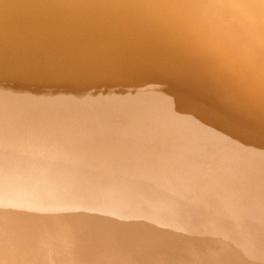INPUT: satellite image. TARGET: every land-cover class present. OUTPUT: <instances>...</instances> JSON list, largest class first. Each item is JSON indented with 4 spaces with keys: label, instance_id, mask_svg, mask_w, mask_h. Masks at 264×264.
Listing matches in <instances>:
<instances>
[{
    "label": "rangeland",
    "instance_id": "obj_1",
    "mask_svg": "<svg viewBox=\"0 0 264 264\" xmlns=\"http://www.w3.org/2000/svg\"><path fill=\"white\" fill-rule=\"evenodd\" d=\"M258 91L252 105L243 107L261 111L263 122L264 89ZM147 97L127 98L117 112L157 100ZM238 109V135L222 133L233 127L228 121L210 127L204 116L194 122L192 137L198 140L189 141L160 121L166 114L149 117L146 111L126 119H141L135 128L99 116L100 125L0 145V264H82L83 257V264H211L216 257L228 264H264V143L256 132L244 135L249 114ZM247 147L253 150L245 152ZM49 150L57 156H47ZM48 174L56 175L57 186ZM252 181L260 193L249 191ZM93 198L99 202L94 208ZM84 237L93 247L85 256L74 248Z\"/></svg>",
    "mask_w": 264,
    "mask_h": 264
},
{
    "label": "bare ground",
    "instance_id": "obj_2",
    "mask_svg": "<svg viewBox=\"0 0 264 264\" xmlns=\"http://www.w3.org/2000/svg\"><path fill=\"white\" fill-rule=\"evenodd\" d=\"M263 51L264 0H0V145L96 125L99 116L98 121L135 128L141 119L127 121L146 111L149 117L166 114L163 124L198 140L192 137L197 118L205 116L210 127L226 121L233 126L240 121L238 107L249 114L247 134L241 132L249 137L256 132L263 144L261 111L243 107L264 89V56L257 57ZM166 92L173 97L166 99ZM141 96L157 100L117 112L120 102ZM93 109L101 110L93 117ZM90 111L93 119L86 116ZM239 126L222 133L238 135L233 128ZM46 155L57 156L51 150ZM47 177L57 186L56 175ZM254 181L246 186L258 194L262 190ZM26 191L32 193L30 187ZM93 199L92 208L99 203ZM127 235L130 239V231ZM75 242L84 256L91 251L92 240Z\"/></svg>",
    "mask_w": 264,
    "mask_h": 264
}]
</instances>
